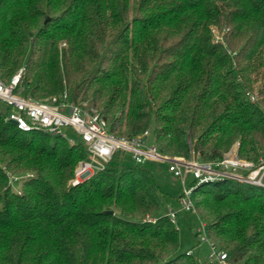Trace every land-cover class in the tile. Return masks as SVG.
I'll use <instances>...</instances> for the list:
<instances>
[{
	"label": "trees",
	"instance_id": "trees-1",
	"mask_svg": "<svg viewBox=\"0 0 264 264\" xmlns=\"http://www.w3.org/2000/svg\"><path fill=\"white\" fill-rule=\"evenodd\" d=\"M21 67L22 95L89 99L110 131L149 129L162 153L213 161L236 140L240 158L264 153V0H0V78ZM7 111L0 102V264H197L159 215L146 164L116 153L70 184L85 146L22 131ZM191 197L229 264H264V186L208 181Z\"/></svg>",
	"mask_w": 264,
	"mask_h": 264
},
{
	"label": "built area",
	"instance_id": "built-area-1",
	"mask_svg": "<svg viewBox=\"0 0 264 264\" xmlns=\"http://www.w3.org/2000/svg\"><path fill=\"white\" fill-rule=\"evenodd\" d=\"M214 41L223 42V39L215 35ZM20 73L21 70L12 75L8 82L0 78V102L8 108L5 120L14 121L16 128L22 131L59 136L70 145L81 142L85 146L86 157L78 161L71 184L87 180L102 170L116 153L129 155L132 162L138 165L151 162L162 164L168 172L180 179L182 184L177 198V208L168 207L165 214L172 223L179 212L196 213L191 193L201 183L229 179L237 183L264 186L261 179L264 174V154L258 158L256 164L240 158L236 142L221 158L213 161H200L193 156L189 159L166 156L149 140L148 129L131 136H119L109 130L106 120L94 106L84 107L80 103L69 101L65 93L39 100L22 95L17 89ZM244 98L246 101L255 102L258 96L257 93L245 90ZM64 128H68L73 137L66 136ZM238 169L247 170L249 173L246 175L236 173L234 176ZM188 176L192 181L186 184ZM144 220L153 223L156 217L146 215ZM195 235L199 244L208 245L210 264H229L226 253L207 236L202 221H199ZM186 254L191 255V250H187Z\"/></svg>",
	"mask_w": 264,
	"mask_h": 264
},
{
	"label": "rangeland",
	"instance_id": "rangeland-1",
	"mask_svg": "<svg viewBox=\"0 0 264 264\" xmlns=\"http://www.w3.org/2000/svg\"><path fill=\"white\" fill-rule=\"evenodd\" d=\"M210 28L212 29V33H213L214 38H215V35L222 36V33L224 32V31L220 30L215 25H212ZM22 69H23V67L19 68L17 70V72L19 70H22ZM17 72H15V73H17ZM258 84H259V81L255 82V84H253L254 90H256ZM17 89L20 90L18 87H17ZM63 93L66 94L65 91ZM63 93L57 94V95L56 94L48 95V96L41 97V98H34V97H32V98L38 99V100L39 99H46L50 96L62 95ZM253 93H256V92H253ZM66 96H67V94H66ZM67 99H68V97H67ZM69 101H72V100H69ZM76 102L80 103L84 107H88L91 105L94 106L89 99L88 100L82 99V100H78ZM2 111L5 113L4 109H2ZM64 131H65L66 136L73 137L72 132L68 128H64ZM119 136H124V135H119ZM149 140L151 142H153V139L150 136V130H149ZM236 142H238V141L237 140L234 141L225 152H227ZM163 154L166 156L179 157L182 159H189L190 157L193 156V155H191L188 158H184L182 156L168 155L165 153H163ZM262 154H264V153H262ZM193 157L195 159L199 160L197 157H195V156H193ZM119 161L122 164H131L132 163L130 156L127 154H121L119 157ZM256 163H254V164H256ZM76 165H75V167H76ZM146 167L152 172L153 177H154V179L158 185L157 194H158V198H159V202H160V209H159L158 213H159V215H165L168 207L177 208V204H178L177 198H178V195L180 194L181 189H182L181 181H180V179L174 177L170 172H168L165 169V166L162 164L151 162V163H146ZM74 170H75V168H74ZM74 170H73L72 178L69 180L70 184H71V180L74 177ZM243 171H245V170H241V169L236 170L234 172V176H236V173H237V175H246L249 173V171H247L246 174H243L242 173ZM29 175H30V173L24 172V173L14 174L13 176H11L10 180H11V184L13 186V189L19 190L21 180H23L24 178H27ZM260 176H261V173L259 174V177ZM261 179H262V182H264V180H263L264 174L262 175ZM191 181H192V178L190 176H188L186 178V184H189ZM256 185H260V184H256ZM195 210H196V208H195ZM195 212H196L195 214H189V213L185 214V213L179 212L180 214H177L175 221L173 223V226L178 231L180 250L181 251H187L188 249H191V253H192L191 256L195 259L197 264H210V262L208 261V254L210 252L208 245H206V243H200L199 244L197 241L198 237H196V235H194L195 230L199 225V221H201L198 217L197 211H195Z\"/></svg>",
	"mask_w": 264,
	"mask_h": 264
},
{
	"label": "water",
	"instance_id": "water-1",
	"mask_svg": "<svg viewBox=\"0 0 264 264\" xmlns=\"http://www.w3.org/2000/svg\"><path fill=\"white\" fill-rule=\"evenodd\" d=\"M11 123H13V124H14V121H11Z\"/></svg>",
	"mask_w": 264,
	"mask_h": 264
},
{
	"label": "crops",
	"instance_id": "crops-1",
	"mask_svg": "<svg viewBox=\"0 0 264 264\" xmlns=\"http://www.w3.org/2000/svg\"><path fill=\"white\" fill-rule=\"evenodd\" d=\"M181 213V212H180ZM180 213H178V214H180ZM188 250H191V249H188Z\"/></svg>",
	"mask_w": 264,
	"mask_h": 264
}]
</instances>
